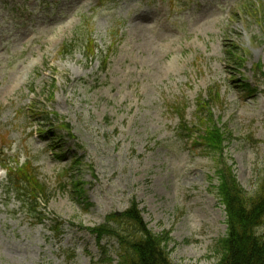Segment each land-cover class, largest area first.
Wrapping results in <instances>:
<instances>
[{"label": "rangeland", "instance_id": "1", "mask_svg": "<svg viewBox=\"0 0 264 264\" xmlns=\"http://www.w3.org/2000/svg\"><path fill=\"white\" fill-rule=\"evenodd\" d=\"M247 3L264 0H0V160L31 162L48 199L39 209L46 220L37 224L5 193L0 169V264H107L86 229L131 200L155 235L170 238L174 264L217 262L226 226L216 166L178 135L174 107H186L184 123L193 124L197 97L210 86L220 91L213 120L238 184L252 194L264 164V92L259 86L249 96L238 81L257 85L254 64L264 73V19L247 17ZM87 39L108 55L105 68L84 59ZM225 45L249 52L243 69L227 65ZM35 110L40 117L29 118ZM42 110L57 115L52 128L62 120L72 135L54 130L39 138V128H48ZM54 135L59 150L51 149ZM72 158L81 165L73 168ZM72 178L85 183L83 202ZM207 205L219 217L212 230L189 220ZM102 246L116 260L115 243Z\"/></svg>", "mask_w": 264, "mask_h": 264}, {"label": "trees", "instance_id": "2", "mask_svg": "<svg viewBox=\"0 0 264 264\" xmlns=\"http://www.w3.org/2000/svg\"><path fill=\"white\" fill-rule=\"evenodd\" d=\"M243 11L254 21L260 22L261 17L264 19V6H261L260 10H256L254 5L247 6ZM225 53L227 61L243 67L246 52L232 47L227 48ZM89 55H93V50H90ZM259 76H257L258 82L264 87V74L259 71ZM241 83L240 87L245 92L257 91L243 80ZM219 98L215 88H209L205 96L198 97L195 117L200 126L197 130L199 141L194 143L196 147L203 149L214 159L215 176L218 182L215 191L226 216V236L218 243L216 264H264V231H262L264 229V164L256 190L251 195L247 194L236 181L233 168L224 151L225 137L213 121L212 108ZM47 117L46 115L45 122L49 123ZM58 129L70 132L69 126L64 123L59 124ZM56 157L61 158L59 155ZM5 168L8 177L7 191L16 194L29 218L40 215L37 212L35 200L42 198L43 201H47V190L37 180L36 172L31 164L25 163L21 167ZM73 190L77 197H82L81 183H73ZM89 206L86 204V207ZM141 214L135 201H132L129 208L119 217L114 214L109 215L103 224L88 229V232L95 237L98 244L105 239L115 242L116 264H173L168 252L170 239L165 235H154L147 228ZM58 228L59 224L56 225V231ZM99 248L102 250L104 259L107 258L108 251L103 247L99 246ZM108 262L113 263L109 259Z\"/></svg>", "mask_w": 264, "mask_h": 264}, {"label": "bare ground", "instance_id": "3", "mask_svg": "<svg viewBox=\"0 0 264 264\" xmlns=\"http://www.w3.org/2000/svg\"><path fill=\"white\" fill-rule=\"evenodd\" d=\"M146 29L150 30L151 26H148V28ZM142 34L144 38V41H143L144 47L149 50L151 55H154L156 44L154 45V41L150 39L145 29ZM187 170H192V169L188 168ZM186 175H187V172L183 174V176H186ZM211 204L212 206H214L215 200L212 199ZM189 220H192V222L196 224L197 226H199L200 228L207 226L209 230H212L214 229L217 221L219 220V217L217 216L215 212L211 211L209 205H207L204 210L201 209L198 212L194 213ZM194 226L195 225H192L191 227L193 228Z\"/></svg>", "mask_w": 264, "mask_h": 264}]
</instances>
